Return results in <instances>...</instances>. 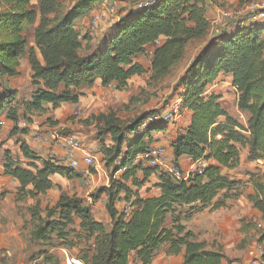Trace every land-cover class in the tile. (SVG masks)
<instances>
[{
	"label": "trees",
	"instance_id": "16d2710c",
	"mask_svg": "<svg viewBox=\"0 0 264 264\" xmlns=\"http://www.w3.org/2000/svg\"><path fill=\"white\" fill-rule=\"evenodd\" d=\"M103 1L73 0L63 11L62 0H35L37 10L32 0H0V79L18 75L20 59L26 57L33 87L27 100H16V90L1 85L0 116L13 123L9 135L27 133V128L18 127L20 109L21 118L29 124L33 116L46 112L44 104L52 110L78 104L84 89L96 79L101 86L125 90L132 77L144 73L134 59L146 47L152 50L150 80H162L184 58L188 43L197 41L203 45L178 82L181 105L190 112L189 123L169 145L177 167L181 157L212 163L200 173L189 172L186 179L159 172L155 184L159 194L141 198L126 182L131 179L137 186L139 171L147 178L155 169L134 163V158L147 150L153 133L164 131L166 124L152 123L138 133V126L151 112L139 113L127 122L114 113L100 114V132L111 141V146L100 148L105 166L113 167V175L125 168L119 179L112 178L92 196L97 199L105 194L110 228L95 221L79 198L60 192L52 207L41 211L37 200L29 208L30 241L42 245L56 241L55 245L73 252L85 264H128L132 254L140 264H150L164 245L166 254L182 255V264H233L221 249L198 241L185 222L196 213L226 206L229 197L225 193L239 182L223 175L221 169L239 166L240 147L247 146L249 161L264 158V24L214 36L206 0H158L139 11L128 8L91 48V37L80 36L76 22ZM24 25L32 26L33 44L23 35ZM158 39L162 40L155 44ZM83 41H88L85 46ZM221 74L229 75L236 88L237 109L247 115L245 128L222 107L219 93L207 92V86ZM49 119L46 122L56 124ZM19 152L25 165L9 150L3 160V173L19 182L17 201L45 194L52 188L50 176L54 174L69 180L80 176L52 157L36 156L24 141ZM252 180L249 200L264 220V177ZM121 198L130 207L128 214L116 209ZM74 218L82 234L72 239L69 235L75 232L69 225ZM259 241L263 242L260 263L264 264V231ZM47 251L42 252L43 263L62 264Z\"/></svg>",
	"mask_w": 264,
	"mask_h": 264
},
{
	"label": "rangeland",
	"instance_id": "374dc122",
	"mask_svg": "<svg viewBox=\"0 0 264 264\" xmlns=\"http://www.w3.org/2000/svg\"><path fill=\"white\" fill-rule=\"evenodd\" d=\"M122 4L119 5L120 9L127 10L131 4L130 0H121ZM133 1V0H132ZM224 0H206L207 5L213 6L212 10L213 16H210L209 19L212 20L218 15L217 8H223L226 10H231L237 14L242 13L244 6L251 3L264 2V0H233L230 4L225 5L227 2L222 3ZM32 7L37 10L35 5V0H32ZM73 0H62L63 11L72 4ZM104 2L96 5L94 8L102 6ZM119 9V10H120ZM102 11V8L100 9ZM99 13V11H98ZM97 12L92 15H89L88 19H91L92 16H95ZM100 16V13L98 14ZM82 19L76 22V26L79 28L80 36L89 35L91 39L96 40L95 36H92L90 32L93 30L89 29L88 25H81L80 22ZM109 20H111L109 18ZM89 22L90 20H86ZM263 25L264 22L256 24ZM31 32L32 26L24 25L23 35L29 39L31 43ZM107 32V28L103 27V30L100 32L102 36ZM200 43L197 41H190L187 45V49L184 55V58L174 67L168 75H166L162 80L152 82L150 80V63L144 56H138L136 60L140 62L144 68V74L142 76L134 77L131 80L129 87L117 97H114L113 94L107 95L104 99L100 98L97 101V105L92 107L90 103H87V97H85L84 104L75 107L69 105L68 107L60 106L59 109L52 113V110L49 109L48 112L49 120H56L59 125H52V122H44L46 117H42L41 121L33 124L32 128L28 129L27 125L23 126L18 125L21 128H27L29 134H19L28 135L27 139L29 142L34 140L36 143L39 142L36 138L37 134H42L44 132L56 131L59 135H73L78 139V142L82 149H88L93 153L96 158V165L94 167H87L84 164L79 165L77 168H73L74 171L80 173L82 176L81 179L72 181L65 180L64 183L56 181L60 185H57L52 190H49L44 196L39 199L40 209L44 210L45 206L52 207L55 203L56 198L60 192H64L69 196H75L79 198L84 205H87L91 211L93 219L95 221L103 224L106 230L111 226V220L109 215L105 210L106 197L105 194H101L97 199H94L92 196L95 192L101 188L106 187L110 184L111 179L113 178V167L105 166L104 153L100 151V148L106 146H111V141L108 136H104L100 132V123L97 120V117L100 114L114 113L116 116H119L123 120H129L134 114L143 113L147 114L154 110L164 109L169 102H171L176 96L180 95L179 79L185 73L186 68L189 66L193 58L195 57L197 48H200ZM151 50V47L149 48ZM152 52V50H151ZM26 73V71H25ZM229 83L227 80H222V83ZM230 84V83H229ZM219 85L222 86L218 93L220 94V103L222 107L227 111V113L235 120L241 127H246L247 115L242 113L237 109V97L236 94L231 90V85ZM211 85V84H210ZM211 86H207V92H214V89H209ZM21 98L26 99L28 97V91L19 95ZM100 97H103L100 95ZM79 112V115H75L74 112ZM185 117V114H182V117L179 120L173 121L170 124H167V129L169 130L166 134H161L163 138L164 145L166 147L167 135H174L179 132L182 128V125H178L179 122H182ZM0 120L3 121V124L0 125V164L4 160V152L8 151L13 157H18V143L21 141L22 137L13 135L7 136V127L13 126V123L8 121L4 116H0ZM176 127V130L172 128ZM181 127V128H180ZM3 128V130H1ZM179 128V129H178ZM172 129V130H171ZM31 132V134H30ZM168 133V134H167ZM243 134H246L245 132ZM247 135V134H246ZM25 140V139H24ZM47 140V138H46ZM53 144H59L56 141L48 140ZM41 143V142H40ZM163 145V146H164ZM239 147V146H238ZM48 153L47 156H49ZM18 155V156H17ZM247 146L239 148V158L241 164L234 169L233 174L240 180L239 184L226 192L225 195L229 197V201L232 202L228 207L233 208L238 213L239 221H237L236 228L234 230V224L231 230L229 227L224 226V232L221 235V240L216 241L217 247L227 256L229 261L237 264H245L247 262H253L254 264L260 263V255L262 253L263 242H260L261 236H263V229L258 227L257 224L264 225V220L259 212L255 211L250 203L249 197L253 194V180L262 179L264 177V158L256 161H249L247 159ZM51 157L54 160L60 161L56 155L52 154ZM26 162V161H25ZM25 162L21 161L23 165ZM156 169L157 168H153ZM86 175L83 177V175ZM116 175V174H114ZM117 176V175H116ZM91 179V181H89ZM89 183H91L89 185ZM241 189V190H240ZM227 207V208H228ZM238 220V219H237ZM26 221V223H29ZM33 222V221H32ZM78 222L76 218L73 219V223L70 228H74V233H70V238L74 239L77 235L82 234V230L78 228ZM219 220H215L214 225L218 228ZM32 223H30L31 226ZM220 234V233H219ZM206 241L205 245H210L206 242H211V236L204 237ZM74 241V240H73ZM56 241L48 243L45 245L32 242L34 245V250L37 252L35 255H41L44 251H51L52 248H57L55 255L61 259L59 256V246L55 245ZM206 245V247H207Z\"/></svg>",
	"mask_w": 264,
	"mask_h": 264
},
{
	"label": "crops",
	"instance_id": "0c3cea01",
	"mask_svg": "<svg viewBox=\"0 0 264 264\" xmlns=\"http://www.w3.org/2000/svg\"><path fill=\"white\" fill-rule=\"evenodd\" d=\"M224 1L227 2L225 5H228L233 0H224ZM224 1L222 3H225ZM118 2L120 5L122 4L121 0H118ZM258 3H261V1ZM101 7L102 6L98 7L97 9L94 8L86 17L82 18V20L80 22L81 24L79 27H82L81 26L82 24L86 25V26L88 25L89 29L93 30V32H90V34L92 36H95V38H96V40L91 39L89 42L83 41V46H85L88 42L89 46L91 48H93L97 44L99 39L102 37V34L100 32L103 30V27H106L107 32H108L109 28L118 20V19L109 20L108 17L104 18V17L100 16L99 19L97 20L95 27H91L90 21L87 22L86 20H90V19H88V17H89V15H92L93 13L95 14L97 12L96 15L101 13V10H100ZM119 9H120V7H119ZM213 9H214L213 6H209L206 4V12H207L208 18L210 16H213V14H212ZM98 11H99V13H98ZM123 13H125V10L120 9L119 15H121ZM30 44H33L32 39H31ZM202 45H203V42H200L199 47H201ZM149 48L150 47H146L145 51L141 54H138L136 56V58L138 56L139 57L144 56L147 60H149V63L151 64L152 52H151V50H149ZM199 49L200 48H197L196 51H199ZM136 58L134 60L136 62H138V60H136ZM138 63L141 64L140 62H138ZM18 71H19V74L16 76L9 77V78L3 77L0 79V92H1L2 87H3L1 85L7 86L13 90H16V100H20L23 98H21L19 95L21 93H24L27 90L28 91V97L25 99V100H27L30 96V93L33 91V87L31 85V71H30V67H29V64H28L26 57H22L20 59V65H19ZM25 71H26V73H25ZM149 73H150V71H149ZM134 77H138V76H134ZM134 77H132L130 79V81L128 83V87L130 85L131 80H133ZM222 80H227L230 84L227 82L222 83ZM231 83H232L231 77L229 75L221 74L218 76V78L215 80V82L213 83V85H211V87L209 89H213L215 87L214 92L218 93V90L222 87L219 85L229 84V85H231V87H230L231 90L236 94V97H237L236 88ZM125 90L118 92L115 89L114 85L101 86L100 80L96 79L94 84L91 87L84 89V91H83L84 95L80 98V101L78 104L73 105L70 103H66V104H63L61 106L68 107L69 105H73L75 107H78V106H80V104H84L85 97H87V99H86L87 103H90V106L94 107L97 105L98 99H100V98L104 99L107 95H110V94H113L114 97H117L118 95H121L122 93H124ZM180 91H181V89H180ZM100 95L103 97H100ZM43 106H44V108H46V112L43 113L42 115L33 116L32 121L29 124L25 123L24 120L21 118V114H22L21 111L22 110L20 109L18 111V114L20 116L19 121H18V125L23 126L24 124H26L27 125L26 127H28V129L29 128L31 129L32 128L31 126H33V124L40 122L42 117L49 118L48 112H50L49 109L52 110L51 106L49 104H44ZM58 109L59 108L52 110V113L56 112ZM137 114H139V113H137ZM137 114H134L129 120H131ZM183 114H185L183 121L178 123V125H182L181 126L182 128L180 127L181 129L179 130V132H181L183 130V128H185L189 123L190 112L187 109H185ZM116 117L119 118L123 122H127V120L125 121L122 118H120L119 116H116ZM46 118H45L44 122H46ZM52 121L56 122V124H54V126L59 125V124H57L56 120L52 119ZM11 128H12V126L7 127V129H6L7 130V136H10L9 132H10ZM166 129H167V125H166V128L164 131H158V132L153 133V135H152L153 142L149 146L162 147L165 150V156H166L167 162L173 163L172 150H171V147L169 144H170V141L177 134L166 136L168 140L166 142L167 144L165 147V145H164L165 140L163 138H161L160 135L166 134V132L169 131ZM172 129L176 130L177 128L173 127ZM1 130H3V128H1ZM26 134H29V131H27ZM30 134H31V132H30ZM17 136L22 137L21 141L18 143V154H19V156L18 155L17 156L20 159V161H23V163L26 161V159L23 158L21 153L19 152V145L22 141H24L29 146V148L36 154V156L41 157V158H47V157H51V155L54 154L58 158H60L59 159L60 163L67 166L66 161L63 160L62 146H60V145L58 146L57 144H53L49 141L36 143L34 140H32L29 142L28 141L29 139L27 138L28 135H23L21 133L19 134V132L17 133ZM128 138L131 139L132 135H128ZM83 150L89 151L88 149H82L81 148V150H77L73 154V158L78 161L79 165H83V162H82V157H83L82 151ZM48 153H52V154H49V156H47ZM201 162L204 163L205 166H206V164L212 163L211 161L206 162L204 160L192 161L188 157H181L177 163H178V167H179L180 171L183 174H187L190 170H193L198 165V163H201ZM240 164H241V162H240ZM233 170L221 169V173L223 175L227 176L230 180L240 181L233 174V172H232ZM159 172H161V171L155 169L151 172V174L147 178H144L142 172L139 171L136 174V179H138V181L140 183L137 186H135L131 183V179H130L126 182V184H127V186H129V188L134 193L137 192L141 198H147L149 196L158 195L159 189H158V187H156L155 184L159 181V178H158ZM115 174L117 176L113 175V178L119 179L121 173H119V171H118ZM79 175H80V173H79ZM85 176L86 175L84 174L83 177H85ZM81 177L82 176L80 175L79 177H76V178L71 179V180L72 181H76L78 179L80 180ZM59 179L62 183H64L65 180H68L65 177H62V176L57 175V174L50 176V180H51L53 189H56L55 187L57 185H60L58 183H55ZM18 187H19V182L16 179L9 177L3 173V161H2L0 164V264H45L42 262L43 254H41L39 256V255H35L33 252V251H35L34 245L30 241V237H29V230H30L31 226H30V222L26 223V221L30 220L29 208L32 205H34L37 200L39 201V199L42 196H44L49 190H52V189H49L43 195H39L37 197H29L28 196V197H24L23 199L17 201L16 200V191H17ZM29 187H31V186H29ZM120 196L122 197L123 194H121ZM131 198H134V196H132ZM57 199H58V197L56 198L55 202L57 201ZM231 202H232V200H230V201L228 200L225 207H222V208L215 210V211H212V212L204 210L202 212L194 214L187 222H185L186 229L192 231L196 235L197 240L200 242L206 241L204 237L211 236V238H210L211 242H206V243L210 244V245L206 244L207 248L218 249L219 247H217L216 241L221 240V238H222L221 235L223 233L225 234V237L227 236V233L224 232V228H225L224 226L229 227V230H231V228L233 227V224H234L235 225L234 230H235L237 221H239L240 216L238 215L236 210L228 207V205ZM125 205H127L126 201L121 198L120 200H118L116 202V209L118 211H121L123 206H125ZM254 210L257 211L256 209H254ZM215 220L220 221V222H218V228L214 225ZM59 249H60V247H59ZM50 250L51 251L48 250L47 253H50V254L52 253L53 255H55L57 248H52ZM36 252H37V250L35 251V253ZM58 253L60 256V252H58ZM69 253L71 255H74L73 252L69 251ZM128 264H140V263L137 259H135L134 255L132 254L130 256ZM150 264H182V255L180 254V255L175 256V255L166 254L165 245H164V246L160 247L159 251L151 259Z\"/></svg>",
	"mask_w": 264,
	"mask_h": 264
},
{
	"label": "built area",
	"instance_id": "2783aa9c",
	"mask_svg": "<svg viewBox=\"0 0 264 264\" xmlns=\"http://www.w3.org/2000/svg\"><path fill=\"white\" fill-rule=\"evenodd\" d=\"M158 0H133L129 5V9L133 11H139L147 7L153 6ZM102 4V11L100 16L108 17L110 19L119 18V2L118 0H104ZM100 8V9H101ZM218 15L210 20V33L211 35H220L224 33L232 32L237 28H246L251 24H259L264 22V2L261 3H251L244 6L241 14L231 12V10H226L223 8H217ZM98 15L92 16L90 19L91 27H95ZM162 39L155 41V44H159ZM181 96H176L168 105L162 110H154L145 116L140 125L138 126L137 132L140 133L144 128L150 124L163 123L170 124L173 121L179 120L185 108L181 105ZM75 115L80 113L74 112ZM3 121L0 120V125ZM36 138L39 142H48V140L56 141L62 146L63 160L66 161L69 168H77L78 161L73 158V154L77 150H81V146L78 139L73 135H59L56 131L44 132L42 134H37ZM47 138V140H46ZM82 162L87 167H94L96 165V159L90 151H82ZM143 163L145 166L151 168H157V170L164 172L172 176L176 180L186 179L189 172L197 171L201 172L202 168L205 166L204 163H198V165L190 170L187 174H183L180 169L175 166L172 162H167L165 156V150L159 146H149L147 150L138 154L134 158V163ZM125 168H120L119 173L124 172ZM91 181V179H89ZM91 183H89L90 185ZM92 185V184H91ZM123 213L128 214L130 211L129 205L123 206ZM258 227L262 228L264 231V225L257 224ZM62 264H85L81 259L71 255L69 251L60 247L59 249ZM233 264H237L236 262ZM245 264H254L253 262H247Z\"/></svg>",
	"mask_w": 264,
	"mask_h": 264
}]
</instances>
